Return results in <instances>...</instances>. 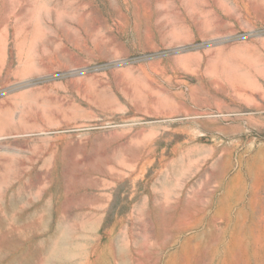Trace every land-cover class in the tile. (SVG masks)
<instances>
[{
    "label": "rangeland",
    "instance_id": "1",
    "mask_svg": "<svg viewBox=\"0 0 264 264\" xmlns=\"http://www.w3.org/2000/svg\"><path fill=\"white\" fill-rule=\"evenodd\" d=\"M0 264H264V0H0Z\"/></svg>",
    "mask_w": 264,
    "mask_h": 264
}]
</instances>
